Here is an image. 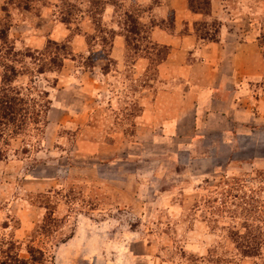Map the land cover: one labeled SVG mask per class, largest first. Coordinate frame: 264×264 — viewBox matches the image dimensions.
I'll return each instance as SVG.
<instances>
[{"label":"rangeland","instance_id":"rangeland-1","mask_svg":"<svg viewBox=\"0 0 264 264\" xmlns=\"http://www.w3.org/2000/svg\"><path fill=\"white\" fill-rule=\"evenodd\" d=\"M168 1L0 4V262L264 264V120L219 134L191 120L182 138L163 129L168 114H159L152 130L150 123L137 129L142 115L132 107V114H97L94 121L82 114L68 127L46 128L56 81L50 74L70 61L84 70L92 58H104L119 30L128 42L127 61H149L142 81L156 79L168 50L149 34L153 27L173 29ZM208 1L210 7L212 0L187 5L205 18L196 34L217 38L223 22L207 21ZM218 1L224 16L241 20L264 57V0ZM39 16L71 23L70 39L17 50L22 21L50 33ZM76 36L92 54L73 52ZM113 65L109 60L104 69ZM122 76L135 74L128 69ZM4 101L17 113L3 114ZM92 124L99 133H88Z\"/></svg>","mask_w":264,"mask_h":264},{"label":"crops","instance_id":"crops-1","mask_svg":"<svg viewBox=\"0 0 264 264\" xmlns=\"http://www.w3.org/2000/svg\"><path fill=\"white\" fill-rule=\"evenodd\" d=\"M6 1L0 0V4L4 5ZM167 6L174 12L173 29L153 27L149 34L153 43L168 50L166 57L156 65V79L147 83L142 81L143 72L150 66L149 61L141 56L132 62L127 61L128 42L119 30L113 35L104 58H92V63L84 70H75L73 61H70L62 66L59 74H50L56 81L45 112L46 128L68 127L82 114H87L92 121L97 114H132V107L137 108L134 114L142 115L137 129L150 123L148 128L152 130L158 125L159 114H168L163 129L170 136L182 138L187 135L185 126L191 120L197 129L218 134L224 127L244 125L245 128L264 120L261 115L264 114V57L256 40L241 29V20L228 19L223 15L222 3L212 0L210 15L205 17L207 21L223 22L213 41L196 34V23L205 21V18L191 11L187 0H169ZM109 11L106 10L105 17ZM158 17L166 19L164 14ZM36 19H44L43 24H50V33L46 30L37 33L36 27L22 21L17 25L22 28L16 39L17 50H41L48 38L57 42L70 39L71 23H64L56 17L46 20L45 16H39ZM79 38L72 37L73 52L92 54L93 50L89 51L87 44L84 46ZM94 50H97L96 46ZM109 60L114 65L105 70ZM128 69L135 76L130 80L122 79ZM91 126L87 127L88 133H99V128Z\"/></svg>","mask_w":264,"mask_h":264},{"label":"trees","instance_id":"trees-1","mask_svg":"<svg viewBox=\"0 0 264 264\" xmlns=\"http://www.w3.org/2000/svg\"><path fill=\"white\" fill-rule=\"evenodd\" d=\"M209 9H210V7H209V1H208L207 4H206V9H205V11L207 12L206 14H208ZM192 11L196 12V13H201L202 9H192ZM202 38H205V39L207 38L209 40H215L216 39V37H214V38L202 37ZM4 99H7V98L4 97ZM14 100H16V99L14 98ZM3 104H4V107H3V110H2L3 114H16L17 113V112L15 113L16 110H13L10 102L4 101ZM7 105H8V108H7ZM0 106H1V103H0ZM17 262H18V264H31V262L27 263L24 260H17ZM32 262L35 263V260H32ZM0 264H4V263L0 262Z\"/></svg>","mask_w":264,"mask_h":264}]
</instances>
